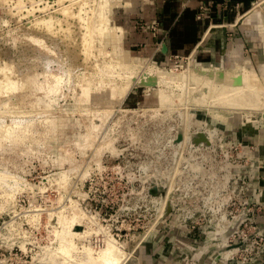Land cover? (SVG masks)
Listing matches in <instances>:
<instances>
[{"label": "rangeland", "instance_id": "374dc122", "mask_svg": "<svg viewBox=\"0 0 264 264\" xmlns=\"http://www.w3.org/2000/svg\"><path fill=\"white\" fill-rule=\"evenodd\" d=\"M135 4L0 0V264H105L110 241L135 264L177 217L219 245L229 210L255 203L247 174L264 144L261 53L220 67L245 72L259 93L226 103L183 79L186 68L217 66L138 53L125 19ZM98 10L106 27L91 35Z\"/></svg>", "mask_w": 264, "mask_h": 264}, {"label": "crops", "instance_id": "0c3cea01", "mask_svg": "<svg viewBox=\"0 0 264 264\" xmlns=\"http://www.w3.org/2000/svg\"><path fill=\"white\" fill-rule=\"evenodd\" d=\"M132 1L136 9L125 19L128 40L138 53L159 59L167 54L189 55L197 63L212 64L218 70L242 53L259 51L264 58V9H258L264 8V4L260 6L264 0ZM202 8L205 13L199 17ZM111 35L120 48V35ZM261 66L264 71V64ZM260 150L262 159L247 177L248 194L259 203L255 219L264 235V144ZM167 224L163 233L147 238L138 248L135 264H223L222 255H217L218 244H208L177 218Z\"/></svg>", "mask_w": 264, "mask_h": 264}, {"label": "bare ground", "instance_id": "6f19581e", "mask_svg": "<svg viewBox=\"0 0 264 264\" xmlns=\"http://www.w3.org/2000/svg\"><path fill=\"white\" fill-rule=\"evenodd\" d=\"M105 5V4H104ZM106 6V5H105ZM99 9V8H98ZM101 9V8H100ZM99 11V10H98ZM97 14V15H96ZM95 15H96V18H94V19H96L95 21H94V19H93V21L95 22V23H93V22H91L90 24H89V22H88V24H89V29H90V31H89V33H91V35H92V32H94L95 31V27H96V29H98V30H100L99 32H101V31H103V30H105V27H106V24H105V21H106V17H105V15H104V12L103 11H99V13H94V17H95ZM45 21V20H44ZM92 21V20H91ZM48 24V23H47ZM94 24V25H93ZM98 26V27H97ZM87 29H88V27H87ZM88 33V32H87ZM88 33V34H89ZM96 33H98V32H96ZM85 34H86V32H85ZM88 34H86L87 36H88ZM90 35V34H89ZM85 36V35H84ZM86 36V37H87ZM85 39V38H84ZM90 39V38H89ZM88 39V40H89ZM37 40V39H36ZM85 42H86V39H85ZM40 43H41V41H40ZM90 43V42H89ZM91 44H93V43H91ZM88 45V44H87ZM88 48H89V45H88ZM120 64V63H119ZM123 64V63H122ZM135 64V63H134ZM133 66V65H132ZM124 67H126L125 65H124ZM142 67V66H141ZM141 67H139V69L141 68ZM134 69V68H133ZM138 70V69H137ZM184 70V69H183ZM130 71V70H129ZM158 71V70H157ZM203 69L202 68H200V67H194V68H191V69H187L186 68V70L183 72L184 74V76H183V79H184V82H186V83H190V81L191 82H200V84L201 85H203V84H205V86H209V89H210V93L211 94H213L214 96H218V97H222V99L223 100H226V103H227V101L228 102H231V103H233V104H237V103H248L250 100L253 102L254 100H257V98H259V96H258V92L256 91V92H254V90L256 89V87H257V85H256V83H255V85H254V83L253 82H251L250 81V83H248L249 81V78L248 77H246L245 79H244V77H242V75L245 73H243V74H241L240 73V76L243 78V79H240L239 80V77L240 76H235V75H237L238 73H234L233 72V70L232 69H229V68H225V69H223V70H218V69H216V70H212V69H208V70H206L207 71V73H203ZM247 71V70H246ZM125 72V71H124ZM134 72V71H133ZM160 72V71H159ZM158 72V73H159ZM180 72V71H179ZM233 72V73H232ZM142 73V72H141ZM140 73V74H141ZM155 73V72H154ZM126 74V73H125ZM235 74V75H234ZM249 74V73H248ZM127 75V74H126ZM129 75V74H128ZM170 75V74H169ZM204 75V76H203ZM171 76H172V74H171ZM170 77V76H169ZM168 77V78H169ZM166 78H167V76H166ZM210 78H214V82L212 81L211 83H210V81H209V79ZM59 80V79H58ZM136 80H142L143 82L144 81H149V80H152V81H166V79L163 77V76H151V75H143V74H141L140 76H136ZM168 80V79H167ZM172 80V79H171ZM192 80H195V81H192ZM216 80V81H215ZM169 81V80H168ZM173 81V80H172ZM259 81V80H258ZM127 82H128V80H127ZM138 82V81H137ZM183 82V81H182ZM209 82V83H208ZM203 83V84H202ZM208 83V84H207ZM191 84V83H190ZM194 84V85H193ZM192 85L193 86H195L194 87V89L195 88H198L196 85H198V84H196L195 85V83H193ZM207 84V85H206ZM193 86L192 87H190L191 89L193 88ZM204 86V85H203ZM255 86V87H254ZM200 87V86H199ZM201 88V87H200ZM208 89V90H209ZM197 90V89H196ZM201 90H202V88H201ZM250 90H253V92L254 93H251V91ZM206 91V90H205ZM204 92V91H203ZM206 93V92H205ZM258 93V94H257ZM208 94V93H207ZM206 94V96H208ZM210 94V95H211ZM204 96V95H203ZM159 98L161 99V100H164V99H166L167 97H166V95L165 94H163V92L162 93H160L159 94ZM205 98V97H204ZM210 100H212L211 98H210ZM220 100H221V98H220ZM203 101V100H202ZM263 101V100H262ZM214 102V101H213ZM243 103V104H244ZM200 104V103H199ZM202 104V103H201ZM230 104V103H229ZM232 104V105H233ZM242 104V105H243ZM215 105V104H214ZM238 105H240V104H238ZM261 105V104H260ZM210 107V106H209ZM234 109V108H233ZM225 110V109H224ZM262 110V109H261ZM222 115V114H221ZM209 132V134H211L210 132H212L213 133V129L212 130H210V131H208ZM186 139V138H185ZM225 241V239H223L222 240V243ZM111 243H109V245H108V247L106 248V249H103L102 251H103V253L98 257V258H100L101 260H104V263L105 264H124V262H126V260H127V257H126V252L123 250V249H121V248H119V247H117V245L115 244L116 242H114V241H110ZM229 252L230 251H227L225 254H229Z\"/></svg>", "mask_w": 264, "mask_h": 264}, {"label": "built area", "instance_id": "2783aa9c", "mask_svg": "<svg viewBox=\"0 0 264 264\" xmlns=\"http://www.w3.org/2000/svg\"><path fill=\"white\" fill-rule=\"evenodd\" d=\"M205 13L204 8L198 16ZM246 209L241 211L238 216L233 215L229 210L230 230L225 235V242L219 244L217 255H222L223 264H264V235L255 219V211L258 202L250 203L246 198ZM174 206L171 205V209ZM178 218V217H177ZM230 251L229 254H225Z\"/></svg>", "mask_w": 264, "mask_h": 264}]
</instances>
